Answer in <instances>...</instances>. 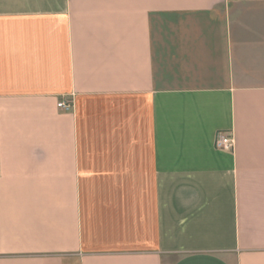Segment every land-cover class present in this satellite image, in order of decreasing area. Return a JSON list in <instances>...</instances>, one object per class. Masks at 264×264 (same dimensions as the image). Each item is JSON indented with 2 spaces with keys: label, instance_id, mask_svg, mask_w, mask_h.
Listing matches in <instances>:
<instances>
[{
  "label": "crops",
  "instance_id": "crops-1",
  "mask_svg": "<svg viewBox=\"0 0 264 264\" xmlns=\"http://www.w3.org/2000/svg\"><path fill=\"white\" fill-rule=\"evenodd\" d=\"M0 264H264V0H0Z\"/></svg>",
  "mask_w": 264,
  "mask_h": 264
},
{
  "label": "built area",
  "instance_id": "built-area-1",
  "mask_svg": "<svg viewBox=\"0 0 264 264\" xmlns=\"http://www.w3.org/2000/svg\"><path fill=\"white\" fill-rule=\"evenodd\" d=\"M57 107L64 108L69 110L72 108L71 101L62 100L57 103ZM234 134L233 131L228 130H218L216 131L215 138H214V147L219 150L228 151L233 150L234 146Z\"/></svg>",
  "mask_w": 264,
  "mask_h": 264
}]
</instances>
